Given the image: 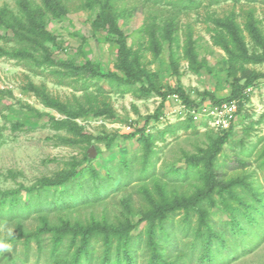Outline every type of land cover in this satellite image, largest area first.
I'll return each instance as SVG.
<instances>
[{"label": "rangeland", "instance_id": "obj_1", "mask_svg": "<svg viewBox=\"0 0 264 264\" xmlns=\"http://www.w3.org/2000/svg\"><path fill=\"white\" fill-rule=\"evenodd\" d=\"M103 1L53 0L61 10L41 13L51 36L44 51L13 28L27 17L19 3L43 8V1L0 0V191L34 187L17 194L18 210L9 207L10 195L0 205V264H72L78 240L70 243L71 230L120 224L131 228L134 264H147L141 219L159 202L158 191L170 201L188 197L205 188L210 171L250 206L252 191L264 199V0H107L126 38L129 70L115 36L92 27ZM31 85L61 109L46 107ZM230 101L235 114L225 130L192 118ZM55 121L75 123L81 135L55 129ZM142 132L152 145L147 170ZM192 157L197 167L187 180L172 175ZM144 171L149 175L141 179ZM72 172L61 186L39 187ZM212 197L215 206L207 210L222 230L238 205L225 206V192ZM182 224V212L168 221L178 243L168 244L170 260L189 250H177L180 244L192 242L181 235ZM57 231L63 240L53 252ZM243 249L215 264H264V238ZM101 253L94 240L90 264H100ZM180 257L178 264H210Z\"/></svg>", "mask_w": 264, "mask_h": 264}, {"label": "trees", "instance_id": "obj_2", "mask_svg": "<svg viewBox=\"0 0 264 264\" xmlns=\"http://www.w3.org/2000/svg\"><path fill=\"white\" fill-rule=\"evenodd\" d=\"M43 8H31L28 3H19L21 10L25 13V23L14 20L15 23L14 33L19 39H22L31 46L34 45L35 49L40 48L44 50L43 42L51 39V36L45 31L42 25L41 13L44 9L46 10H61V6L53 0H42ZM92 1V0H91ZM99 12L96 15L92 23V27L97 32H102L107 35L112 34L116 38L118 45V56L121 60V64L127 67V51H126V38L123 32L119 29L116 20V12L112 3L109 1H103L98 3ZM1 16L5 17V12H0ZM26 34V35H25ZM25 35V36H24ZM3 52L0 50V56ZM47 60L49 58L47 57ZM50 63H54L50 60ZM88 70L92 75L101 76L99 71H95L91 68V65H86L85 70ZM31 90L42 100L46 107L60 108L59 103L54 102L51 98L44 95L41 90L31 85ZM218 103V102H217ZM61 109V108H60ZM73 118H77L76 115H72ZM53 127L57 130L63 129L67 132L73 133L74 135H81L79 128L75 123L70 121H55ZM140 140L144 143L145 150L143 155V170H147L149 167L150 157L153 154L151 150V144L149 143V135H145L143 132L140 134ZM111 140L106 142V148H109ZM220 145L225 143V139H221ZM197 158H189L186 162V169H176L172 172L173 176L183 178L187 180L189 172L197 167ZM151 167V165H150ZM147 172V171H146ZM144 171L143 174L146 173ZM149 174L146 173L140 178L147 177ZM74 176V172L69 175H61L53 180H41L39 181V187L43 188L46 186H61L67 183ZM215 173L209 172L208 181L205 183V188L195 192L188 197H180L168 200L164 196L163 190L158 191L161 196L159 202H155V207L150 209V212L143 215L141 220L146 221L145 227V245L149 254L147 264H178L181 261V257H186L187 260H194L203 263L204 260L210 264L218 262L219 258L232 255L233 257L240 256L246 252L243 249V244L246 241L248 243L254 242L258 244L264 238V214L262 209L264 207V199L256 197L254 191H250V196H253V205L240 199L238 195L232 190L231 183H223L221 180H216ZM97 177V176H94ZM24 190L29 194L34 190V187L24 188L20 187L18 191L12 192H1L2 196L0 205H3L7 201V196L10 197L9 207L11 210H18V199L17 194ZM223 192L228 194V198L222 197ZM217 193L222 197L225 206H228V200H234L237 202L238 208H231L229 211L231 217L228 221L223 224L222 230L217 229L212 220L210 219L208 208L215 206V200L212 195ZM152 200V198H150ZM256 206L261 209H256ZM31 206L26 204L24 207V214L27 216L30 214ZM3 211V210H2ZM22 211V209H21ZM178 212L183 213V224L180 228L181 235L183 237L192 236V242L180 244V250L188 248L186 254L181 253L176 259L170 260V254L166 251L168 244L176 249L178 243L176 240L171 242V238L174 237V232L169 231L167 224L171 220L172 215ZM192 218L196 219L193 226L191 224ZM70 243L74 244L78 240V245L72 254V264H81V261H85L87 264L91 263V251L92 242L99 240L102 244V253L100 264H111V255H115L112 263L114 264H134V253L132 250L134 238L131 235V228L129 225L120 224L118 226H99L92 225L87 227H76L71 230ZM141 234L138 236L140 239ZM63 240L62 233L57 231L54 235L53 249L55 252L61 245ZM166 244V246H164ZM175 250V252L177 251ZM178 252V251H177ZM85 257V259H84Z\"/></svg>", "mask_w": 264, "mask_h": 264}, {"label": "built area", "instance_id": "obj_3", "mask_svg": "<svg viewBox=\"0 0 264 264\" xmlns=\"http://www.w3.org/2000/svg\"><path fill=\"white\" fill-rule=\"evenodd\" d=\"M235 114L234 102H223L210 109H204L202 113H193L192 118L196 121L199 117H203L211 127L215 129L225 130L229 127Z\"/></svg>", "mask_w": 264, "mask_h": 264}, {"label": "water", "instance_id": "obj_4", "mask_svg": "<svg viewBox=\"0 0 264 264\" xmlns=\"http://www.w3.org/2000/svg\"><path fill=\"white\" fill-rule=\"evenodd\" d=\"M94 154H95L94 148L91 147L90 150L88 151L89 158L93 157Z\"/></svg>", "mask_w": 264, "mask_h": 264}]
</instances>
